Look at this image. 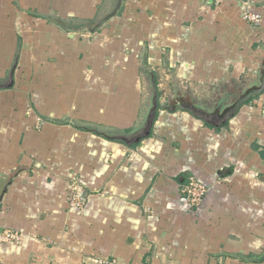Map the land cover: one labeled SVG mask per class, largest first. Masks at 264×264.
Here are the masks:
<instances>
[{"label": "crops", "instance_id": "obj_1", "mask_svg": "<svg viewBox=\"0 0 264 264\" xmlns=\"http://www.w3.org/2000/svg\"><path fill=\"white\" fill-rule=\"evenodd\" d=\"M115 2L0 0V264H264V0Z\"/></svg>", "mask_w": 264, "mask_h": 264}, {"label": "water", "instance_id": "obj_2", "mask_svg": "<svg viewBox=\"0 0 264 264\" xmlns=\"http://www.w3.org/2000/svg\"><path fill=\"white\" fill-rule=\"evenodd\" d=\"M244 1H246V0H244ZM120 3H121V0H116L115 5L112 7V9L110 11H108L103 16H101L99 19H97V21L94 23V25H92V27L86 28V29L89 31H94L96 28H98L105 19H107L109 16L116 13ZM148 81H150L149 96H148V101H147V109L144 113L142 121L135 128H133L129 133H126V135L118 138L119 140H122L123 142H125L128 145L137 143L143 137H146L149 135L150 129H151V126L153 124V120H154V117L156 114V110H157L158 105H159L158 104V92L156 89L155 80L151 76ZM247 92H248V89H243L242 93L239 94L237 100L238 101L242 100L241 98L244 95H246ZM234 113H235V110H233L230 113L228 118L232 117L234 115ZM226 120H227V117L222 120V124L225 123ZM212 124L217 126V124H214V123H212ZM103 134L106 135L105 133H103ZM183 180H184V177H183ZM186 183H188L187 180H186ZM7 186H8V183H6L4 185L3 191L0 193V196H2L3 193H5V191L7 190ZM0 200H1V197H0Z\"/></svg>", "mask_w": 264, "mask_h": 264}, {"label": "built area", "instance_id": "obj_3", "mask_svg": "<svg viewBox=\"0 0 264 264\" xmlns=\"http://www.w3.org/2000/svg\"><path fill=\"white\" fill-rule=\"evenodd\" d=\"M248 4V0L246 2ZM242 17L250 21L252 23H258L261 19V14L259 12L252 11L249 7H247L242 14ZM188 185L184 187V191L187 194L188 201L191 206L198 207L204 196L207 193V186L203 181H200L196 179L194 176H190L188 178ZM70 203H72L73 206L81 207L84 205V197L81 196H70ZM21 239V235L18 232L14 231H4L0 233V241L4 242H12V241H19ZM95 264H119L116 262V260H107L103 259L101 257H97L95 259Z\"/></svg>", "mask_w": 264, "mask_h": 264}, {"label": "flooded vegetation", "instance_id": "obj_4", "mask_svg": "<svg viewBox=\"0 0 264 264\" xmlns=\"http://www.w3.org/2000/svg\"><path fill=\"white\" fill-rule=\"evenodd\" d=\"M236 94L237 95H239V92H238V90L236 91V93L234 94V96L236 97ZM178 101V100H177ZM179 101H181V103H183L185 106H187V107H189V108H192V109H194L195 111H197V112H200L201 114H203V115H205V116H208V117H210V112H211V107H209L208 106V108H202V107H200L198 104L196 105H194L192 102H189L187 99L186 100H179ZM210 111V112H209Z\"/></svg>", "mask_w": 264, "mask_h": 264}]
</instances>
